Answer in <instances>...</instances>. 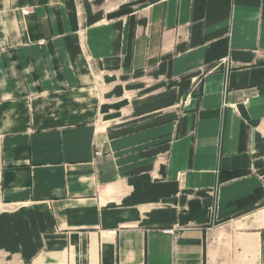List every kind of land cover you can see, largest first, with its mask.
I'll return each instance as SVG.
<instances>
[{
  "label": "crops",
  "instance_id": "crops-1",
  "mask_svg": "<svg viewBox=\"0 0 264 264\" xmlns=\"http://www.w3.org/2000/svg\"><path fill=\"white\" fill-rule=\"evenodd\" d=\"M0 264H264V0H0Z\"/></svg>",
  "mask_w": 264,
  "mask_h": 264
},
{
  "label": "built area",
  "instance_id": "built-area-1",
  "mask_svg": "<svg viewBox=\"0 0 264 264\" xmlns=\"http://www.w3.org/2000/svg\"><path fill=\"white\" fill-rule=\"evenodd\" d=\"M95 155L98 157V156H101L102 153H101L100 151H97ZM168 232L173 233V231H168ZM110 233L113 234V233H115V232L112 231V232H110Z\"/></svg>",
  "mask_w": 264,
  "mask_h": 264
}]
</instances>
